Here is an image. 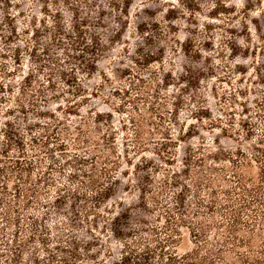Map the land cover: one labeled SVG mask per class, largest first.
<instances>
[{"label": "rangeland", "instance_id": "374dc122", "mask_svg": "<svg viewBox=\"0 0 264 264\" xmlns=\"http://www.w3.org/2000/svg\"><path fill=\"white\" fill-rule=\"evenodd\" d=\"M219 1L131 0L126 16L120 11L123 0L115 10L108 0H0V166L7 161L13 167L16 164L8 158L19 159L29 168L33 183L50 176L59 185L67 182L75 158L91 161L98 154L93 174L101 181L110 174L118 180L107 208L127 215L122 229L134 232L139 242L137 245L132 241V247L165 240V203L176 211L175 199L181 190L175 187L176 182L191 184L190 177L177 176L186 158H207L208 164L230 175L234 165L226 158H242L241 151L252 154L264 142V111H259L264 103V0H228L236 13L211 19ZM75 7L82 17L99 26H92L90 32L99 35L106 46L97 72L93 76L80 75L88 97L78 101L77 111L84 106L78 116L66 113L72 109L66 100L73 102L75 98L62 84L57 91L50 90L25 53L27 45L32 46L29 32L34 24L42 29L40 21L47 19L46 13L59 14L69 22ZM189 71L199 74V79L182 84L181 79L189 77ZM243 71L247 73L243 75ZM31 73L35 78L29 83L26 77ZM166 83L174 86L166 91ZM164 95L168 97L167 106L155 122L174 135L175 158L150 153L154 142L163 140L161 133L146 132L140 140L150 152L134 150L135 140L129 136L132 117L145 131L152 130L146 122L148 111L164 103ZM178 101L182 105L180 115L175 116ZM246 108L248 116L244 114ZM206 109L211 111L212 120L198 121L201 110L208 114ZM97 113L106 115L97 120L100 124L95 122ZM110 118L113 126L109 128ZM243 121H251L256 128V137L251 141L242 131ZM7 132H16L15 138L24 143L25 155L17 149L10 150L8 157L1 155ZM112 136L118 139L109 148L105 139ZM88 138L92 143L85 142ZM78 139L80 147L75 146ZM165 160L177 164L171 166ZM247 172L256 176L258 168L253 166ZM44 212L52 214L49 220L58 224L59 217L54 216L52 208ZM24 214L29 228L27 217L32 211ZM182 233L173 250L187 255L198 244L189 229L184 227ZM82 236L83 241H92L90 235L82 232ZM99 237L103 248L94 249V253L101 255L89 264L119 263L127 250L123 240L101 234Z\"/></svg>", "mask_w": 264, "mask_h": 264}, {"label": "trees", "instance_id": "16d2710c", "mask_svg": "<svg viewBox=\"0 0 264 264\" xmlns=\"http://www.w3.org/2000/svg\"><path fill=\"white\" fill-rule=\"evenodd\" d=\"M108 1L113 10L120 8L119 0ZM123 3L120 11L129 16L132 2L123 0ZM71 11L73 16L69 22L59 14L46 13L47 19L40 21L42 29L34 24L29 32L32 46L28 44L25 53L37 66L40 76L46 79L50 90L57 91L62 84L66 93L75 98L73 102L66 100L72 105V109L66 113L78 116L84 107L77 111L78 101L87 100L88 97L80 75L93 76L97 72L106 46L99 35L90 32L92 26H99L93 25L90 18L82 17L78 7ZM235 13L236 7H230L228 0H221L210 18L220 20L221 16L230 17ZM254 28L259 31L255 22ZM189 73L187 79H181L182 84L199 79V74L195 75L193 71V74ZM246 73L243 71L242 74ZM34 78V73H31L26 80L32 83ZM172 86L174 84L166 83L165 90L169 91ZM163 98L165 101L159 107L148 109L150 117L146 122L152 130L145 131L141 122L132 117L128 122L132 125L129 136L135 140L134 150L150 152L148 145L140 140L146 132L151 135L161 133L163 140L154 142V150L150 153L160 158H175L173 150L177 146L174 135L171 130H161L155 122V117H162L160 111L167 106V95ZM175 105V116L177 113L179 116L182 101ZM206 110L208 114H203L204 110H201L200 117H196L198 121L212 120L211 111ZM247 110H244L246 116L249 115ZM259 111H264V103L259 105ZM104 116L97 113L96 124H100L97 120ZM112 121V118L107 121L109 128L113 126ZM123 126L129 129L127 123ZM242 127L248 141L256 137V128L251 121H243ZM5 136V150L1 155L8 157L10 150L14 149L25 155L24 143L15 138L16 132H7ZM117 139L113 136L106 138L107 146H115ZM85 142L90 144L92 139L88 138ZM80 143L81 139H78L75 146L80 147ZM259 144L252 154L241 151L242 158H226L234 165L233 174L230 175L224 173V169L208 164L207 158H186L184 169L177 176L183 174L190 177L191 184L176 182L175 187H181L175 199L176 211L172 212L168 203L164 206L166 230L172 234L166 232L165 240H155L156 244H140L137 247H132L133 242L139 243L135 241V233H126L122 229V221L128 218L127 215L107 208L115 196L118 180L110 174L101 181L93 174L100 158L98 154L91 161L75 158L74 163L70 164L72 172L68 174L67 182L59 185L50 176L33 183L29 168L23 166L19 159L14 161L8 158L16 165L11 167L9 162L3 161L0 166V264H89L101 255L94 253V249L103 248L99 234L123 240L127 250L117 264H264V142ZM208 159L221 161L219 158ZM165 161L171 166L177 164L171 163L174 160ZM253 166L258 168L256 176L247 172ZM17 179H20L19 182ZM50 208L55 212L54 216L59 217L58 224L54 219L49 220L52 214L43 213V210ZM28 211H32V216L27 217L30 220L29 228L24 223V212ZM184 227L197 240L198 248L190 254L179 255L173 249L181 239ZM82 232L90 235L92 241H83L80 238L83 237Z\"/></svg>", "mask_w": 264, "mask_h": 264}]
</instances>
